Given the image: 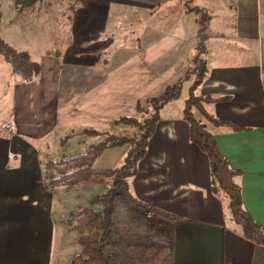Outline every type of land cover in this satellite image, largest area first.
<instances>
[{
    "label": "crops",
    "instance_id": "0c3cea01",
    "mask_svg": "<svg viewBox=\"0 0 264 264\" xmlns=\"http://www.w3.org/2000/svg\"><path fill=\"white\" fill-rule=\"evenodd\" d=\"M51 2L54 0H43L23 9L15 5V9L35 14L41 5L46 9ZM184 2L87 0L74 11L73 32L81 26L83 35L94 32L100 38L121 7L132 10L133 16L139 13L147 24L141 22L139 29L132 31L130 46L118 48L109 58L99 55L79 63L67 62L65 58L60 63L42 47H46L50 24L53 28L56 25L49 11L42 22V38L26 41L20 24L15 25V34L3 25L1 9L0 37L27 51L39 63L40 71L34 81L22 83L7 61L2 58L0 62V84L8 79L13 82L9 94L11 120L0 123V264H70L79 245L69 216L102 194L94 195L92 185L108 188L109 181L99 179L70 187L45 188L43 176L49 163L72 156L53 147L77 134L97 135L87 130L101 133V120L111 118L115 123L120 116L135 115L137 102L143 103L150 97L159 99L179 80L183 85L193 65L188 66L182 54L173 56L172 52H178L184 43ZM201 6L208 10L209 34L202 56L204 78L194 92L207 98L203 108L208 114L225 122H210L195 109L194 116L202 117L210 125L206 128L219 151L233 169L240 171L243 206L264 228L262 3L231 2L235 17L227 28L226 20L214 22L211 8ZM70 13L66 17L68 23L73 14ZM157 17L160 27L148 22ZM197 28L193 32L194 50ZM242 39L257 43L258 59L254 64L232 55V44L240 50ZM117 41L95 40L98 46L90 44L88 49L105 52L112 50ZM122 51L127 54H120ZM155 51L158 56L152 55ZM60 80L67 84L63 90L58 88ZM5 95L0 89V110L7 105L1 101ZM41 150L46 151L49 159ZM128 183L148 208L129 202L134 207L131 211L144 215L145 220L138 231L117 233L115 218L123 199L117 201L115 239L107 246L110 264H264V244L243 235L240 225L230 218L222 191L212 187L208 159L189 139L183 112L181 117L159 119L137 172ZM71 190L72 194L67 196ZM148 211L152 212L149 217Z\"/></svg>",
    "mask_w": 264,
    "mask_h": 264
},
{
    "label": "trees",
    "instance_id": "16d2710c",
    "mask_svg": "<svg viewBox=\"0 0 264 264\" xmlns=\"http://www.w3.org/2000/svg\"><path fill=\"white\" fill-rule=\"evenodd\" d=\"M1 1V0H0ZM19 9L29 8L43 0H14ZM68 1L70 12L86 4L87 0ZM188 1V0H187ZM186 1V2H187ZM264 6V0H261ZM197 12L196 54L194 64L186 78L194 79L188 87L184 101L183 118L188 124L189 139L202 151L209 163V171L213 182L212 187L222 191L226 199V206L231 220L240 225L243 235L257 243L264 244V228L251 217L243 206L241 185L238 182L240 171L233 169L228 160L219 151L212 133L206 128L205 123L194 116L192 109H197L201 115L213 123H223L225 120L208 114L203 108V101L207 99L195 94V89L202 82L206 70L202 54L206 48L209 14L204 7L189 8ZM72 12V13H73ZM62 13H65V11ZM1 19V9H0ZM0 56L9 63L13 74L17 75L22 83L34 81L40 71L39 63L31 58L25 50H20L0 37ZM185 79V78H184ZM182 80L175 83L176 89L159 100L147 98L145 103L137 102L136 114L120 116L116 123L124 122L134 127L130 133L126 130L120 133L108 134L102 141L88 146L83 152L54 160L49 163L48 171L43 176V185L47 189L55 187H70L91 180H108L107 190L97 196L101 209L94 210L82 207L74 210L69 216V223L77 233L79 251L75 252L70 264H110L111 255L107 246L114 242L115 234L113 222L118 200L125 199L135 206L148 208L147 204L139 200L131 191L128 181L136 172L138 162L147 151L150 137L155 131V126L160 119L161 107L173 98L180 95L179 87ZM89 133H98L87 130ZM128 145L126 156L122 165L113 168L95 167L94 161L108 148ZM120 190V192H118ZM168 215V214H167ZM169 216V215H168Z\"/></svg>",
    "mask_w": 264,
    "mask_h": 264
},
{
    "label": "rangeland",
    "instance_id": "374dc122",
    "mask_svg": "<svg viewBox=\"0 0 264 264\" xmlns=\"http://www.w3.org/2000/svg\"><path fill=\"white\" fill-rule=\"evenodd\" d=\"M185 0V18L184 21V43L182 45V49H180L178 52H172V55L175 56L176 53L180 56L181 54L184 56V59H187L188 66L191 67V65L194 64V56L196 54V49H193V45L195 43V37H194V31L197 28V12L194 10H190L189 8L195 7V6H201V5H207L211 8V11L214 15V22L226 20L228 25H226V28L229 27V23L231 22L232 18L235 17L234 9H230L231 2H235V0ZM231 1V2H229ZM68 1L65 0H54V2H51L48 4L46 9H42L37 13H22L18 12L15 9V1L14 0H1L0 1V9L3 10V25H6L9 29L13 31V33H16V24L21 25V31L23 38H25L26 41L34 40L35 38H42L41 34L43 35V30H45L43 20L46 18L47 11H49L50 16L52 15L53 20L56 25L53 28L52 23L50 24V34L47 36L45 41V46H42L46 52H49L52 57L56 58L60 63L63 62V59H67V62H75L79 63L84 60H89L90 58H94V56H99L109 58V56L116 53L119 49L123 46H130L129 43L131 39H133L134 34H132V31L138 30L139 26L141 25V22L146 21L144 19H140L139 13H136L135 16L132 10H123L121 7L120 9L115 11V18L114 20H111L106 28V32L103 34H100V38L97 36L98 33L94 32L92 35H83L81 33L80 29L81 26L75 27L74 32L72 31L71 24L74 21L73 16L74 12L72 14V18L70 19V22L68 23V20H66V17L68 13L70 12L67 6ZM121 6V5H119ZM203 7V6H201ZM50 9V10H48ZM206 10V9H205ZM65 13H62L61 12ZM208 13V10H206ZM35 12V11H34ZM210 13V12H209ZM226 14V15H225ZM261 35H260V41H262V50H263V66H264V6L261 7ZM55 17V18H54ZM159 17L153 18V20H150L148 22H152V25L160 27L161 24H159ZM2 20V21H3ZM144 23V22H143ZM147 24V22H145ZM144 23V24H145ZM143 24V25H144ZM153 26V27H154ZM33 27L32 31L31 28ZM4 27H2L3 32ZM207 31V29H206ZM209 34V32L207 31ZM90 34V33H89ZM110 35V37H109ZM85 37V38H84ZM215 38L218 37V35H214ZM91 38V40H90ZM109 38L119 39V41L112 46V50L108 48L105 52H96L92 51L90 52V49L88 47L90 44L97 45L95 43V40L101 41H107ZM88 40V42H84ZM95 39V40H94ZM84 40V41H83ZM242 42L239 44V48L235 44H232V55L234 58L238 59L239 61H243L249 64H254L258 59V51H257V43L255 41L251 40H241ZM247 47L244 48V45ZM106 45V44H105ZM98 46V45H97ZM108 46V45H107ZM106 46V47H107ZM94 48V47H93ZM110 49V50H109ZM158 52H153L152 55H156ZM120 54H127V52H120ZM203 56V54H202ZM201 56V57H202ZM181 57V56H180ZM179 57V58H180ZM204 58V57H203ZM3 59L0 56V62H2ZM6 66H8V63H6ZM192 78H187L185 81H183V85L180 86L178 89L180 91V95L177 98H173L170 103H166L163 105L159 111L160 118H177L182 116L183 112V106L185 97L187 95L188 85L192 83V80L194 79V74L192 71ZM16 76V75H14ZM3 79V78H2ZM12 79H8L6 82H2L0 84L1 91H5L6 95L1 101H5L7 105L4 104V108H1L0 110V123L9 122L11 120V114L10 113V105H9V94L12 91ZM67 87V84L64 82V80H60L58 84V88L63 90V88ZM176 89V86L173 84L169 86L162 94L159 96V100L164 99L167 94L173 92ZM145 101H143L142 104H144ZM197 110V109H196ZM198 111V110H197ZM193 114L196 113L192 109ZM199 112V111H198ZM200 113V112H199ZM123 115H128L126 113H123ZM201 115V113H200ZM202 120V117L200 118ZM204 122V119L202 120ZM102 126H99L101 133H97V135H86V134H77L73 136V139H70L68 141H62L61 143H57L54 149H58L59 152H65L66 155H73L78 153L79 151H83L91 144H96L103 139L108 134L111 133H120L124 132L125 130L127 132H131L134 130V127L130 126L127 123L120 122V123H114L111 121V118H105L101 120ZM104 124V126H103ZM207 128H209V124H205ZM95 134V133H94ZM129 146L123 145L116 148H108L105 149L99 157L94 161L93 165L95 167H102V168H113L117 167L123 164L124 158L126 156L127 150ZM41 154L46 155V151L41 150ZM46 159H49L48 156H45ZM51 158V157H50ZM92 188V189H91ZM91 192L94 191V195H98L100 193H104L107 190V187L105 185H92L90 187ZM68 193L67 196H70L72 194ZM68 198V197H67ZM63 199H66V196L63 197ZM65 202L66 200H62ZM94 210H97V207H99V202L97 201V197L94 196L93 200L89 201L88 206ZM134 207L129 203V201L121 200L119 206H118V215L115 218L116 228L115 232L117 233H125L127 231H138L143 223V220H145L144 215H140L139 213H133L131 210H133ZM131 222V223H130ZM135 222V223H134ZM239 226V225H238ZM153 245H157L153 241Z\"/></svg>",
    "mask_w": 264,
    "mask_h": 264
},
{
    "label": "built area",
    "instance_id": "2783aa9c",
    "mask_svg": "<svg viewBox=\"0 0 264 264\" xmlns=\"http://www.w3.org/2000/svg\"><path fill=\"white\" fill-rule=\"evenodd\" d=\"M152 215V212L151 211H148L147 212V216L149 217V216H151Z\"/></svg>",
    "mask_w": 264,
    "mask_h": 264
},
{
    "label": "water",
    "instance_id": "95a60500",
    "mask_svg": "<svg viewBox=\"0 0 264 264\" xmlns=\"http://www.w3.org/2000/svg\"><path fill=\"white\" fill-rule=\"evenodd\" d=\"M118 192H120V190Z\"/></svg>",
    "mask_w": 264,
    "mask_h": 264
}]
</instances>
